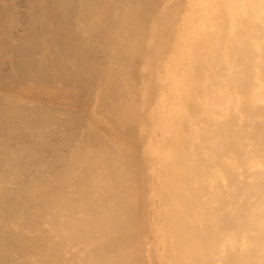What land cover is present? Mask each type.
<instances>
[{
    "label": "bare ground",
    "instance_id": "6f19581e",
    "mask_svg": "<svg viewBox=\"0 0 264 264\" xmlns=\"http://www.w3.org/2000/svg\"><path fill=\"white\" fill-rule=\"evenodd\" d=\"M0 264H264V0H0Z\"/></svg>",
    "mask_w": 264,
    "mask_h": 264
}]
</instances>
